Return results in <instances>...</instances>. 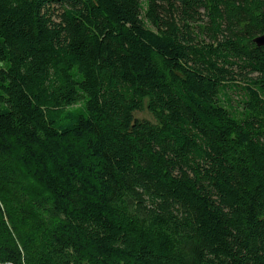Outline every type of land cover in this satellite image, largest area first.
Segmentation results:
<instances>
[{
  "label": "trees",
  "instance_id": "trees-1",
  "mask_svg": "<svg viewBox=\"0 0 264 264\" xmlns=\"http://www.w3.org/2000/svg\"><path fill=\"white\" fill-rule=\"evenodd\" d=\"M260 36L264 0H0V264H264Z\"/></svg>",
  "mask_w": 264,
  "mask_h": 264
},
{
  "label": "rangeland",
  "instance_id": "rangeland-1",
  "mask_svg": "<svg viewBox=\"0 0 264 264\" xmlns=\"http://www.w3.org/2000/svg\"><path fill=\"white\" fill-rule=\"evenodd\" d=\"M135 117L139 120H150V121H153V118L152 116L150 115V113L145 110L144 112H141V113H137L135 115Z\"/></svg>",
  "mask_w": 264,
  "mask_h": 264
},
{
  "label": "water",
  "instance_id": "water-1",
  "mask_svg": "<svg viewBox=\"0 0 264 264\" xmlns=\"http://www.w3.org/2000/svg\"><path fill=\"white\" fill-rule=\"evenodd\" d=\"M254 43L258 46V47H264V36H260L258 38H256L254 40Z\"/></svg>",
  "mask_w": 264,
  "mask_h": 264
}]
</instances>
